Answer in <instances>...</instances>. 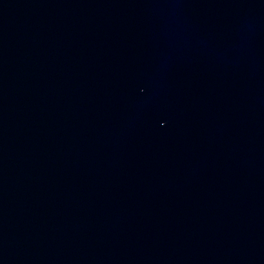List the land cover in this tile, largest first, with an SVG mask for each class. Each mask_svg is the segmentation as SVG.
I'll return each instance as SVG.
<instances>
[{
  "label": "water",
  "instance_id": "water-1",
  "mask_svg": "<svg viewBox=\"0 0 264 264\" xmlns=\"http://www.w3.org/2000/svg\"><path fill=\"white\" fill-rule=\"evenodd\" d=\"M0 264H264V0H0Z\"/></svg>",
  "mask_w": 264,
  "mask_h": 264
}]
</instances>
